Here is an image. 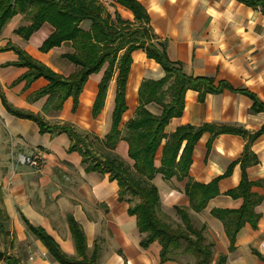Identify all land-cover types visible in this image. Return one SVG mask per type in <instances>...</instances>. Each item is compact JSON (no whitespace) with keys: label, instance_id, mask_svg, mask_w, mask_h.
<instances>
[{"label":"crops","instance_id":"obj_1","mask_svg":"<svg viewBox=\"0 0 264 264\" xmlns=\"http://www.w3.org/2000/svg\"><path fill=\"white\" fill-rule=\"evenodd\" d=\"M98 1L112 18L118 14L125 21L137 23L132 10L116 0ZM137 1L144 7L149 26L156 36L152 42H165L169 59L181 63L187 75L210 77L215 84L225 81L234 89L255 94L264 104V12L260 7L239 0ZM26 23L24 15H15L2 31L0 47L16 45L64 77L79 69L66 58V54L74 52L69 42L48 52L40 50L54 30L50 24L45 23L25 40L15 30ZM131 56L124 122L133 116L139 104L138 92L143 80H159L166 74L144 49H136ZM17 60L18 54L14 50L0 51L1 205L14 234L0 251L17 257L21 264H60L48 253L42 241L27 229L22 214L33 225L43 227L52 235L65 253L76 256L68 223V216L72 215L85 232L89 250L98 245L101 264H174L173 261L161 263L158 242L147 249L140 246L142 235L136 217L128 213L131 203L119 199L117 181L110 180L108 174L86 170L82 154L70 150L72 139L66 132H40L35 121L11 114L4 103L5 100L13 108L41 116L49 124L69 125L82 133H91L93 129L103 138L111 129L118 72L115 71L109 81L104 106L94 118L93 105L108 63L89 76L77 103L70 96L59 110H54L49 94L41 97L36 94L49 83L44 77L28 87L26 81L14 84L27 71L26 67L10 64ZM252 105L250 96L238 90L224 88L219 93H207L200 101L199 92L188 89L182 115L172 118L165 131L170 134L182 125L214 123L242 127L254 133L264 126V111L253 112ZM151 109L158 111L155 106ZM211 137V133L205 132L198 140L189 171L193 180L204 184L223 175L232 163L237 162L248 142L244 136L221 133L212 139L208 148ZM10 147L25 154L39 150L46 162L40 170L18 165L14 172L8 155ZM251 151L259 160L247 167L248 179L254 182L252 191L261 197L255 206L259 219L256 227L250 222L245 223L236 236L232 251L223 220L211 211L241 207L242 198L227 194L240 183V163L235 164L230 175L221 178L220 194L210 199L200 212L190 207L184 191L187 178L165 180L158 174L154 180L165 214L177 215L175 206L186 208L193 222L206 225V236L214 244V258L227 255L225 264H264V259L260 258H264V133L253 140ZM116 152L130 160L126 141L119 142ZM161 154L162 148L156 156L157 166ZM178 220L181 221L180 217ZM0 264L6 262L0 258Z\"/></svg>","mask_w":264,"mask_h":264},{"label":"trees","instance_id":"obj_2","mask_svg":"<svg viewBox=\"0 0 264 264\" xmlns=\"http://www.w3.org/2000/svg\"><path fill=\"white\" fill-rule=\"evenodd\" d=\"M134 13L137 23L125 21L117 14L115 18L109 14L98 0H0V37L6 24L17 14L24 15L26 24L20 25L15 33L29 40L34 32L45 23L53 27V32L44 40L40 50L48 52L63 43H71L74 52L66 54L79 69L68 77L51 70L44 63L34 59L22 48L8 44L0 47V51L14 50L18 60L10 63L26 67L27 71L14 84L26 81V87L40 77L48 80V85L36 92L38 97L50 95L51 106L59 110L64 101L73 96L75 103L83 90L89 76L99 72L105 63L108 67L98 86V93L93 105V117L96 118L105 102L109 81L117 71V91L115 106L112 112L110 131L103 137L89 132L82 133L69 125L49 124L41 116L13 108L5 100L7 110L18 117L35 121L40 132H66L72 139L70 150L79 151L83 156L86 170L108 174L119 186V199L131 203L129 215L135 216L137 227L142 235L140 246L147 249L154 242L160 245V261H174L175 255L190 254L195 258L194 264H225L227 255L220 254L214 260V244L205 235L207 229L203 224L197 227L186 208L175 206L180 224L174 227L160 216L161 207L159 187L155 178L161 174L165 180L187 178L185 193L189 197L190 207L200 212L206 208L208 201L220 194L218 187L221 178L231 174L235 164L240 163L242 177L239 185L227 192L235 198H242L239 209H213L211 213L223 220L230 239L229 250L235 248L236 236L246 222L257 226L259 214L255 206L261 197L252 191L254 182L248 179L247 167L259 162L251 151V143L264 133V126L250 133L242 127L205 123L201 126L182 125L168 134L165 129L170 120L182 115L185 106V93L188 89L199 92V100L203 101L207 93H219L224 88L241 91L253 100L252 111H264V104L258 97L245 90L234 89L227 82L210 77H193L183 71L182 64L169 59L166 43L155 44L156 36L149 26V17L144 7L137 0H116ZM252 7H260L264 12V0H239ZM144 49L149 58L156 60L166 74L159 80L145 79L138 92V106L127 121L123 115L127 110L126 85L132 52ZM155 106L158 111H153ZM211 133L208 142L221 133H233L248 138L241 158L230 165L221 176L204 184L189 176L193 162L194 147L205 133ZM128 143V156L131 162L123 159L117 152L120 141ZM97 141L104 152H97ZM162 148L160 165H156L158 150ZM0 190V231L6 232L8 215L2 205ZM165 213V212H164ZM27 229L47 248L52 258L60 264H101L99 247L95 244L89 250L84 230L79 222L68 216L70 231L76 248V256H70L60 247L55 238L43 227L33 225L23 214ZM0 258L6 264H21L20 260L0 251ZM260 258L264 259L260 256Z\"/></svg>","mask_w":264,"mask_h":264},{"label":"rangeland","instance_id":"obj_3","mask_svg":"<svg viewBox=\"0 0 264 264\" xmlns=\"http://www.w3.org/2000/svg\"><path fill=\"white\" fill-rule=\"evenodd\" d=\"M24 21L25 18H24ZM102 120V119H101ZM96 122V121H95ZM91 138H92V133L99 136L95 131H93L92 129V132L90 133V131H88ZM100 137V136H99ZM102 138V137H101ZM96 144V151L97 152H104V150H102V148L100 147L99 143L97 141H94ZM128 162H131L130 160H126ZM163 211V210H162ZM160 216L164 219V221L172 224L174 227H176L178 224H180L181 221L178 220L179 217H177V215H170V214H165L164 211L163 212H160ZM197 227H200V224H198L197 222H193ZM6 232H1L0 231V248L3 249L5 245L8 243V241L10 240V238L12 237V235H14L12 233V226L10 224V222L8 221L7 225H6ZM206 231H205V235H206ZM207 240L210 241L208 239V237L206 236ZM6 248V247H5ZM176 259L173 261L174 264H194L195 262V258L190 255V254H181V253H178L177 255H175ZM214 260H217V258H214Z\"/></svg>","mask_w":264,"mask_h":264},{"label":"built area","instance_id":"obj_4","mask_svg":"<svg viewBox=\"0 0 264 264\" xmlns=\"http://www.w3.org/2000/svg\"><path fill=\"white\" fill-rule=\"evenodd\" d=\"M8 155L12 162V166L14 167V172L18 165L27 166L33 170H40L46 162V157L39 150L33 151L29 154H25L16 152L13 147H10Z\"/></svg>","mask_w":264,"mask_h":264}]
</instances>
